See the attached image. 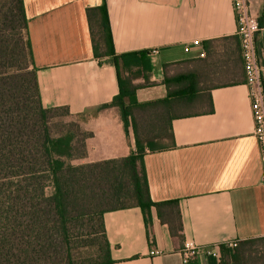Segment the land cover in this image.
I'll use <instances>...</instances> for the list:
<instances>
[{
  "label": "crops",
  "instance_id": "0c3cea01",
  "mask_svg": "<svg viewBox=\"0 0 264 264\" xmlns=\"http://www.w3.org/2000/svg\"><path fill=\"white\" fill-rule=\"evenodd\" d=\"M248 1L264 70V0ZM24 2L43 105L68 107L91 134L75 166L136 151L119 109L99 110L120 87L113 58L95 57L89 8L106 3L116 54L149 52L138 102L166 103L136 115L141 136L160 134L143 159L150 198L177 202L180 219L168 206L105 213L109 264H264V172L232 0ZM187 244L198 253L184 263Z\"/></svg>",
  "mask_w": 264,
  "mask_h": 264
},
{
  "label": "trees",
  "instance_id": "16d2710c",
  "mask_svg": "<svg viewBox=\"0 0 264 264\" xmlns=\"http://www.w3.org/2000/svg\"><path fill=\"white\" fill-rule=\"evenodd\" d=\"M87 14L95 57L113 58L120 87L112 102L99 110L119 109L127 136L133 132L136 151L123 159L74 165L86 155L85 140L91 134L79 123L80 133L74 132L68 107L43 105L25 2L12 0L5 21L13 36L7 44L0 42V264H76L74 223L87 226L90 235L101 240L98 257L89 264H109L105 213L132 207L146 213L154 206L162 217L161 209L168 206L180 219L177 202H152L143 167L146 151L159 149L152 139L160 134L141 136L136 112L162 104L137 100V91L151 84L149 52L116 54L106 3L89 8ZM139 79L144 83L136 84ZM180 83L186 89L185 82ZM57 117L72 122L59 128Z\"/></svg>",
  "mask_w": 264,
  "mask_h": 264
},
{
  "label": "built area",
  "instance_id": "2783aa9c",
  "mask_svg": "<svg viewBox=\"0 0 264 264\" xmlns=\"http://www.w3.org/2000/svg\"><path fill=\"white\" fill-rule=\"evenodd\" d=\"M237 21L236 35L240 40L244 69L246 74V85L248 87V98L251 105L254 120V136L256 137L261 153V162L264 172V70L260 64L257 38L261 30L258 16L251 10L248 0H232ZM201 42L196 40L195 46ZM189 51V48H186ZM236 244H230L235 248ZM198 253L196 246L187 244L183 251V261L187 263ZM211 253V252H210Z\"/></svg>",
  "mask_w": 264,
  "mask_h": 264
},
{
  "label": "rangeland",
  "instance_id": "374dc122",
  "mask_svg": "<svg viewBox=\"0 0 264 264\" xmlns=\"http://www.w3.org/2000/svg\"><path fill=\"white\" fill-rule=\"evenodd\" d=\"M11 1L12 0H0V42L2 44H7L6 39H10L13 36V33L9 31L6 27L8 24L5 21V16L7 12L10 11L11 8ZM97 32V30H96ZM97 38H99V33L97 32ZM99 40V39H98ZM4 71L7 72L8 69L4 68ZM67 119L63 117H57L54 122L55 124L60 128L58 124H67L66 122H74V132L77 131V127L80 124L79 120L73 119ZM79 123V124H78ZM77 133H80L77 131ZM78 138H83L82 135L78 136ZM81 150H78V153H80ZM94 227L97 228V222L93 221L91 224ZM99 238V237H98ZM97 237H94L93 235H90V229L85 226L81 227L80 223L76 224L74 223V262L76 264H89L91 263V260H95L98 257V248L100 245V239ZM98 239V240H97Z\"/></svg>",
  "mask_w": 264,
  "mask_h": 264
}]
</instances>
